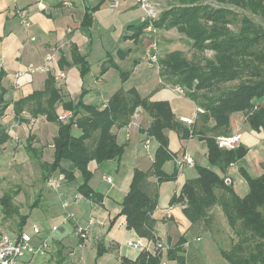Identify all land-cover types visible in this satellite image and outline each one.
I'll list each match as a JSON object with an SVG mask.
<instances>
[{
  "label": "crops",
  "instance_id": "obj_1",
  "mask_svg": "<svg viewBox=\"0 0 264 264\" xmlns=\"http://www.w3.org/2000/svg\"><path fill=\"white\" fill-rule=\"evenodd\" d=\"M114 1H117L116 7L111 6ZM154 1L159 4V0ZM19 9L26 10L25 19L28 24H24L17 14ZM144 16L145 12L136 0H0V94L3 93L4 104L7 105L0 121L10 135V140L0 145V156L14 158L23 153L30 158L28 149L35 147L43 151L45 160L43 148L36 147L38 137L34 136L33 128L39 118L42 122L49 120L46 115L33 116L32 111L39 107V102L30 100L29 96L34 92L43 91L48 81H53V86L58 92L54 103L58 118L56 125L58 122H69L72 119L61 120L65 112H72L74 117L70 107L77 106L82 94L84 104L104 109L116 92H127L130 89H135L142 97H148L152 101H168L178 120L183 116L195 119L194 125L190 126L182 122L190 130L188 139L182 138L176 131L168 132L169 149L175 157L165 164L164 169L169 174L179 170L177 179L172 180L175 187L171 195H163L162 183L159 184L152 175L158 142L150 137V146L146 148L145 143L149 136L143 129L148 127L151 119L142 107L136 109L141 112V121L144 120L142 126L133 128L130 133L127 126L113 128L118 141L126 145L124 157L120 161L114 159L101 164L91 161L89 164V170L92 172L90 186L100 195L99 199L94 197L91 201L83 197V200L65 210L61 205L62 198L58 196V199L47 187L52 193L45 197L43 193L40 194L43 195L45 204L42 216L45 219L57 220V223H52L51 226L59 225L51 236V249L49 248L52 251V246L55 247L56 257H61L60 251L65 247L63 240L56 239L61 227H64L65 231L68 228L71 230L69 237L73 234V237L79 239L74 233L75 226L77 223L85 225L93 216L95 223L90 229L89 238L85 243L79 239V244L83 245L79 247L87 249L86 253L92 258L96 256L94 264H123L124 260L125 263L132 262L142 252H148L152 256L162 254V258L166 256L167 261H173L168 258V251L182 236L187 240L184 244L185 250H190L191 246L197 250L193 242L203 236L188 235L191 222L184 214L186 202L180 197L184 183L198 176V159L207 160V165H201L225 176L240 196L249 191L248 181L241 173L240 167L254 178L264 172V138L260 137L264 133L249 126L244 112L231 115L230 133L242 132L244 138L241 145L248 147L249 151L243 159L232 163L228 171L223 173L220 168L209 164L207 142L193 132L200 116L205 112L199 113L193 100L178 94L174 90L175 85L162 79L159 64L152 63L157 67L158 83L146 89L149 78L145 76L153 75L154 71H151V66L144 70L142 65L145 60L141 53L146 50L151 54H158V32L167 30L157 29L154 32L148 27L144 28ZM166 40L173 41L170 38ZM54 49L57 50V55L51 62L49 72L16 76L18 72H25L30 65L43 64L46 56ZM172 50L176 48L169 51ZM169 51L162 53L161 57ZM61 72L66 76L63 79L59 77ZM41 103L47 106L46 100ZM246 127L252 131L249 136L245 133ZM259 147L262 148L259 150ZM10 151L12 154L7 155ZM185 153L194 158V166L179 164ZM136 169L148 172L152 186L158 187V204L151 213V218L155 221L152 237L140 236L135 229L129 228L127 216L122 213L124 199ZM75 174L76 180L66 179L61 190L63 197L81 195L79 187L82 180H78L81 173ZM105 176L111 177L112 182H108ZM175 198L178 200L174 201ZM66 211L73 212L75 220L63 224L61 220ZM40 226L46 231L51 227H48V224ZM138 239L143 242L142 248L129 245L130 241ZM91 240L93 244L90 243ZM159 244L163 247L159 248ZM67 249L69 254L64 253L65 256L60 259L69 261L70 258L74 264H78L74 258V250H70V247ZM99 249L104 250L103 255H98ZM83 259L84 255H81L79 260ZM164 263L168 264L166 261L161 264Z\"/></svg>",
  "mask_w": 264,
  "mask_h": 264
},
{
  "label": "trees",
  "instance_id": "obj_2",
  "mask_svg": "<svg viewBox=\"0 0 264 264\" xmlns=\"http://www.w3.org/2000/svg\"><path fill=\"white\" fill-rule=\"evenodd\" d=\"M176 1L159 14L153 26L163 30L176 29L192 54L181 49L169 51L159 58L160 75L166 83L183 87L186 97L204 109L193 132L207 142L209 164L225 173L249 151L241 144L233 150L218 146L216 136L231 132V115L244 112L249 126L264 133V0ZM148 25L149 21H143L144 28ZM209 51L211 56L207 54ZM57 95L53 81H48L43 91L30 95V100L39 102V107L32 111L33 116L42 114L49 121L57 122L54 108ZM82 97L77 106L70 107L74 117L69 122L57 124L52 163L44 160L42 150L28 149L30 158L39 165L45 183L57 172L64 173L69 181L76 180L75 173L80 172L81 195L91 201L94 197L99 199L100 195L90 186L89 164L91 161L98 164L114 159L120 161L124 157L126 145L118 141L113 128L127 126L138 107H142L151 119L143 132L158 142L152 175L159 184L177 179L178 169L171 174L164 169L175 157L169 149L168 132L176 131L188 139L190 130L177 119L168 101H152L135 89L120 90L110 98L108 106L101 109L84 104ZM42 100L47 101V106L42 105ZM6 106L1 93L0 119ZM8 140L10 135L0 121V145ZM196 167L198 176L184 183L180 195L186 202L185 216L191 224L207 221L209 209L222 206L238 241L228 250L221 248V256L230 264H264V172L254 178L240 167L249 184L248 193L240 196L225 176L207 166ZM149 177L148 172L134 170L122 213L127 216L129 228L135 229L140 236L152 237L155 221L151 213L157 207L159 193ZM17 194L13 190L4 192L0 205L5 217H20L18 234H21L29 214L21 213L15 202ZM37 201L33 207L37 206ZM186 241L182 236L169 249L170 260L185 264ZM103 251L99 249L98 255H103ZM161 259L162 254L152 256L142 252L135 261L125 263L124 260L123 264H161Z\"/></svg>",
  "mask_w": 264,
  "mask_h": 264
},
{
  "label": "rangeland",
  "instance_id": "obj_3",
  "mask_svg": "<svg viewBox=\"0 0 264 264\" xmlns=\"http://www.w3.org/2000/svg\"><path fill=\"white\" fill-rule=\"evenodd\" d=\"M158 2V10L161 13L163 10L169 8L170 5L176 4L177 1L159 0ZM158 36L160 44L158 49V54H160V56L158 55L159 58H161L162 53L167 52L173 48L185 50L188 55L192 54V52L189 50L190 48H187L189 45L185 41H182L180 39V34L176 29H169L167 31L158 32ZM166 38L173 39V41L166 40ZM141 54L143 55L145 60V64L142 65L144 67V70H148L147 68L151 66L153 68L151 69V71L153 70L155 74L145 76L146 78H149V85L146 87V89H148L151 87V85H155L158 83V75L156 73L157 67L152 64L153 62L151 61V52L149 53L145 50ZM207 54L211 56L212 52L209 51ZM41 122L42 119L39 118L36 126H34L33 128L34 136L36 138L38 137V140L36 141V147L43 148L45 160L48 163H52L54 156V138L57 134V125L56 122L53 121ZM143 122L144 120L141 121L140 114L138 125L142 126ZM244 130L247 136H249L252 132L248 127L244 128ZM260 137L264 138V135H261ZM260 148L262 147H259V150ZM11 154L12 151L7 153V155ZM198 161L199 165L208 164L207 160L203 161L201 158L200 160L198 159ZM109 167L113 168V166ZM78 180L80 181L82 180V178L78 176ZM174 187L175 183H173L172 181L170 183H162L163 195L165 197L166 195H171ZM10 190L18 192L17 196L15 197V202L18 203L19 207L21 208V213L29 214L25 230H31V227L34 224H48V227H50L52 223H57V220L45 219L42 216L43 208L45 205L44 197L48 196L49 193H52V190L49 191V189L47 188L46 183L44 182V179L41 175V169L39 165L31 158H28L26 154L22 153L14 156V158L9 156H0V197L4 192H8ZM42 193L44 197L43 195H40ZM53 193L58 199L62 198L64 200L63 195L55 191H53ZM225 196H227V193H225ZM36 201L38 205L36 207H33ZM209 210V220H201L195 224H191V226L188 227L189 236H203L193 242L197 250L192 246L190 250L186 248L187 250L185 252V264H230L223 256H221L220 249H230L233 244L238 241V236L236 235L233 228L229 225L227 216L223 211L222 206L215 205ZM19 222V216L15 215L13 217H5L2 206L0 205V236L4 233L12 237L17 236L19 231ZM71 233L72 232L71 230H69V228L67 231H65L64 227H61V229L56 234V239L63 240L62 242L65 245V247L62 248V251H60V256H65L64 253L67 254L69 252V249H67V247H70V250H74V258L76 259L78 264H94L96 256L92 258V256L86 253L87 249L80 248L79 239L73 237V234L71 235V237L68 236ZM62 237L64 238L61 239ZM90 243L93 244V240H91ZM81 255H84V259L80 261L79 258ZM61 257H56L55 247L52 246V251L49 250V252L45 256L35 257L32 264H74L70 258L68 261L65 258L63 260L60 259ZM167 260V257L164 256L161 259V263L163 261H166L168 262V264H177L176 262ZM99 261L100 259H98V262Z\"/></svg>",
  "mask_w": 264,
  "mask_h": 264
},
{
  "label": "built area",
  "instance_id": "obj_4",
  "mask_svg": "<svg viewBox=\"0 0 264 264\" xmlns=\"http://www.w3.org/2000/svg\"><path fill=\"white\" fill-rule=\"evenodd\" d=\"M138 5L144 10L145 16L143 21H149V25L147 26L150 30L156 32L157 29L153 26V22L159 16L158 4L154 0H136ZM112 7L117 6V1L111 3ZM26 10L19 9L17 14L20 16L22 22L24 24H28V21L25 19ZM57 55V50L54 49L53 52L46 56V60L41 65H30L25 72H18L16 76L19 77L25 73H36V72H49L51 70V62L55 59ZM151 61L158 64L159 56L157 52L151 54ZM60 79L65 78V74L61 72ZM174 90L178 92L180 95L186 96V91L181 86H175ZM197 111L199 113L205 112L203 108L197 107ZM140 110H136L131 122L127 125L128 132L133 128L138 127L139 119H140ZM72 118V112H65L61 116V120L67 121ZM179 120L187 125H194L195 119L189 117H180ZM243 133L238 131L230 134H220L216 136V142L220 148L223 149H236L243 142ZM16 141L18 138L15 137ZM146 148L148 149L150 146V137L146 140ZM179 164L181 166L188 165L194 166L195 160L188 153H185L183 159L180 160ZM108 182H112L111 177H104ZM66 181V175L62 172H57L52 174L47 180V187L61 194V190ZM83 200L82 195L75 196H65L64 200L62 199L63 208L68 210V208L79 201ZM75 220V214L71 211H66L64 214L61 223L67 224L71 221ZM94 217H90L88 222L85 225L77 223L75 234L76 236L85 243L89 238L90 229L94 225ZM59 225L51 226L48 231L44 230L40 225L34 224L31 227V230H23L21 234H18L15 237L9 236L8 234H2L0 236V264H32V260L38 256H45L48 253L50 248V240L52 234L58 229ZM129 245L135 248H142L143 242L141 239L136 241H130ZM159 248H162L163 245L159 244ZM167 264V263H164Z\"/></svg>",
  "mask_w": 264,
  "mask_h": 264
}]
</instances>
